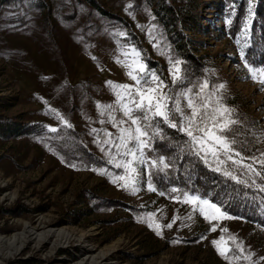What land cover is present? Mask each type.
Wrapping results in <instances>:
<instances>
[{
	"label": "rangeland",
	"instance_id": "rangeland-1",
	"mask_svg": "<svg viewBox=\"0 0 264 264\" xmlns=\"http://www.w3.org/2000/svg\"><path fill=\"white\" fill-rule=\"evenodd\" d=\"M177 4L0 0V235H17L25 223L37 232L65 228L70 233L66 240L31 238L17 251L0 245V264H229L212 244L221 236L220 247L236 251L242 242L254 254L251 264H264L259 259L264 221L222 205L232 219L206 218L199 206L194 211L183 202V193L220 203L214 192L179 186V171L171 168L165 177L153 175L156 191L148 189L146 176L135 192L122 188L112 182L122 170L106 163L103 146L95 142L103 135L92 129L117 131L97 103L114 102L108 81L133 83L117 58L135 46L165 83L171 82L170 61L180 60L186 84L204 79L224 84L223 102L241 122L234 126L238 148L245 157L264 153V86L259 83L264 68L247 61L251 24L264 16V0H199L195 23L166 26L163 9ZM121 115L117 112V119ZM227 166L240 179L264 186V177L250 178L230 162ZM253 166L264 172L260 164Z\"/></svg>",
	"mask_w": 264,
	"mask_h": 264
},
{
	"label": "snow or ice",
	"instance_id": "snow-or-ice-1",
	"mask_svg": "<svg viewBox=\"0 0 264 264\" xmlns=\"http://www.w3.org/2000/svg\"><path fill=\"white\" fill-rule=\"evenodd\" d=\"M119 35L123 37L126 34L120 32ZM121 55L124 58L118 57L117 63L125 68L126 76L133 83L108 81L114 102L97 103L99 114L107 115V123L117 131L113 133L108 130L92 129L97 137L103 135L102 140L97 139L95 142L103 146L102 151L107 157L106 163L122 170L121 174L113 175V183H119L120 187L135 192L140 178L146 176L148 189L157 190L151 182L153 175L155 173L166 175L167 170L175 163L173 159L164 155L154 157L148 155L154 150L156 140L168 139L165 128L174 129L186 137L183 144L178 145L181 154L197 157L210 169L236 183L248 186L247 181L229 170L227 166L229 162L243 169L241 175L247 174L250 178L264 177V172L253 166L258 163L264 168V153H261L260 157H245L238 148L234 126L241 122L234 117L235 110L223 102L224 84L210 85L207 79L186 84L188 78L182 70L180 60L170 61L171 82L168 84L156 71L147 68L142 54L135 46ZM249 71L252 72L253 80H256V73L251 68ZM261 72L264 75V70ZM259 83L264 86V79L259 80ZM117 112L122 114L120 119H117ZM55 114L64 125L71 127L59 112ZM49 131L56 132L57 128L51 127ZM246 159L252 163H245ZM100 172L107 174V169H101ZM251 186L264 192V186L257 185L254 179ZM171 191L176 192L178 189L173 188ZM183 202L191 204L194 211L199 206V212L208 219H232L222 211L223 202H211L209 199L187 192L183 193ZM151 226L149 224V227ZM159 227L160 225H157V228ZM167 227L171 228L172 224H168ZM210 230L215 231L216 228L213 226ZM223 231L228 230L225 228ZM231 239L235 241L236 237L233 236ZM223 240L224 237L221 236L220 240H213L212 244L229 264H232L233 260L241 259L251 264L254 254L246 252L242 242L237 244L236 251H233L220 247ZM259 259L264 260V257Z\"/></svg>",
	"mask_w": 264,
	"mask_h": 264
},
{
	"label": "trees",
	"instance_id": "trees-1",
	"mask_svg": "<svg viewBox=\"0 0 264 264\" xmlns=\"http://www.w3.org/2000/svg\"><path fill=\"white\" fill-rule=\"evenodd\" d=\"M198 5L199 0H178L176 6L164 7L165 25L175 28L179 25L186 27L190 23H195L193 12ZM250 31L251 43L247 49V61L254 66L264 68V16L252 22ZM196 70L195 66L189 68L192 74L196 73ZM165 132L168 139H158L154 142L155 153L158 151L156 155L165 154L167 158L175 161L171 172L174 171L176 174L179 171V186L184 183L192 192L210 189L214 192L217 201L223 202L222 206L230 212L264 221V195L251 186V180H245L248 184L245 186L221 176L219 172L209 170L197 157L179 152L178 145L183 144L185 136L171 128H165ZM161 174L165 177L164 173H159L160 176ZM160 178L162 180V177ZM172 183L178 184L176 181Z\"/></svg>",
	"mask_w": 264,
	"mask_h": 264
},
{
	"label": "bare ground",
	"instance_id": "bare-ground-1",
	"mask_svg": "<svg viewBox=\"0 0 264 264\" xmlns=\"http://www.w3.org/2000/svg\"><path fill=\"white\" fill-rule=\"evenodd\" d=\"M50 237H58L66 240L70 237V233L65 228L47 229L41 232H37L34 226H30L29 224L25 223L23 225V231L17 235L15 234L10 237L0 235V245L12 247L13 251H17L27 240L31 238L42 240Z\"/></svg>",
	"mask_w": 264,
	"mask_h": 264
}]
</instances>
